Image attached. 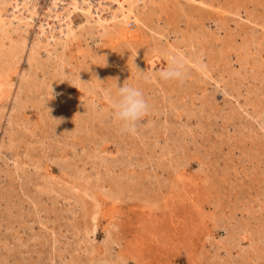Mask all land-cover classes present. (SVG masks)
Here are the masks:
<instances>
[{
    "label": "rangeland",
    "instance_id": "rangeland-1",
    "mask_svg": "<svg viewBox=\"0 0 264 264\" xmlns=\"http://www.w3.org/2000/svg\"><path fill=\"white\" fill-rule=\"evenodd\" d=\"M78 1L54 10L51 0H0V22L25 40L0 76L14 82L0 92V264H264V0H207L218 11L125 0L148 18L132 42L101 31L98 17L117 11L116 0ZM55 13L70 18L74 36L59 33ZM191 35L210 75L189 61L183 80L162 79L177 45L190 56ZM33 42L39 53L28 59ZM23 72L35 86L16 115L33 137L16 126L8 146ZM124 82L150 105L135 133L114 121L106 95ZM63 162L100 172L104 186ZM44 177L64 189H39Z\"/></svg>",
    "mask_w": 264,
    "mask_h": 264
},
{
    "label": "bare ground",
    "instance_id": "bare-ground-1",
    "mask_svg": "<svg viewBox=\"0 0 264 264\" xmlns=\"http://www.w3.org/2000/svg\"><path fill=\"white\" fill-rule=\"evenodd\" d=\"M59 1L60 0H51L50 7L55 10ZM116 1L118 2L117 11H113L112 13H110L109 18L103 19L102 16L98 17V19L100 21V26H102L101 31L104 34H108V33H112V32L119 30L120 40L124 41V42H132V41H136V40L140 39L141 34H142L141 28L143 27V25H147V23H148L147 15L145 14L144 11L134 10V7L132 6L131 3L129 4L128 7L125 8V6H124L125 0H116ZM187 1L195 2V4H196L195 6H197L199 8L214 7V9H216L217 11L221 8V5H219V4L216 5L213 1H207V0H187ZM79 2H81V1L70 0V3L73 5V8H78ZM102 2L103 1L99 0L98 6L101 5ZM16 6H18V4ZM100 10H101V8L99 7L97 10H95V12H100ZM51 18L57 19L56 22L59 26V33L66 32L65 33L66 36H68V35L74 36V31H73V28L71 26V21H70L69 17L65 18L63 15L55 13L53 16H51ZM50 22H53V20H49L46 24H49ZM130 22H133V24L131 23L132 26H129V25H131ZM10 26H11L10 22H2V21L0 22V45L3 46L4 40H8V47H9L5 51H1V48H0V68H1L0 76L3 75L2 70L6 71L9 69V67L14 65V63L16 62V60L18 58L19 53H22L24 50V47H25L24 46L25 45L24 38L19 39V40H15L12 37V30H11ZM151 30L154 33H158V34L162 35V33H160L161 31L160 32L156 31L154 29V27ZM193 38H192V35L188 36L186 41H185V44L189 45V47H192L193 49L192 50L190 49V51H189L190 56L188 57V59H186L184 61H185V63H187L189 61L190 62L194 61L195 65H199L198 67H200V68L202 67V71L208 77L210 75L209 74V70H210L209 67L211 64H208V63L204 64V62H202L201 60H195L194 59V57H197L199 55L200 48H197L195 43H193L194 42ZM222 43H223V41H222ZM38 46L39 45L36 44L35 42L32 43L30 50H29V53H28L29 54L28 59H36L37 58L36 55L39 53ZM179 47H180L179 45H177L175 47V49L178 52L177 54H180V56L181 55L183 56L182 52L178 51ZM237 50H238V48H237ZM48 51H50V50H48ZM225 52H227V51H225ZM244 57L240 58L241 67H244L247 63V58H246L247 56L245 58ZM261 62H262V60L260 61L258 58L254 59L253 64H252L253 69L254 68L258 69V67L261 66L260 64H262ZM60 64L61 63L57 62V65H60ZM29 76H30V74L25 75V72H23L21 74V77L19 79V82L17 83V86H16L14 94H13V107L11 109V113L9 116V125H10L12 131H11V134L9 136L8 146H11L14 144V141L16 138L15 132H18V130L20 132L21 137H26V136L31 137V138L33 137V129L29 127V124L26 121H24L20 118H17V115H16V110L20 106H22V104H23L21 96L22 95H29V94H26V92H25L27 87L35 86V82L32 79H30ZM13 85H14L13 78H11L9 80L1 81L0 82V92L5 91L6 86L12 87ZM48 92L49 91H47L46 94H48ZM23 99L27 100L28 96L23 97ZM72 101H73V99L65 96V99L63 100V107L66 109L71 108ZM81 106L85 107L87 109L93 108V105L91 104V102L85 101V100L81 101ZM19 125H22V128L21 129L18 128V130L16 131V126H19ZM62 166L65 168H70L76 174L77 177L85 180V184L93 181L95 183V186H97V187H99V186L103 187L104 186V184L101 182L102 176H101L100 172H98V171L87 172V171H85L84 167L78 168L75 166H71L67 162H63ZM39 189H41L43 191H55V190L62 191L64 188L59 186L56 181H53L52 179H50L48 177L47 178L44 177V179H42L40 181ZM71 193L72 192L70 191V194ZM74 194H76V193H74ZM84 233H85V238H87L89 231L85 230ZM106 235H107L106 240L111 237L109 229L107 230Z\"/></svg>",
    "mask_w": 264,
    "mask_h": 264
},
{
    "label": "clouds",
    "instance_id": "clouds-1",
    "mask_svg": "<svg viewBox=\"0 0 264 264\" xmlns=\"http://www.w3.org/2000/svg\"><path fill=\"white\" fill-rule=\"evenodd\" d=\"M186 75V63L179 54L171 56L168 66L159 73L162 79L183 80ZM106 95L109 97L111 115L114 121L122 130L135 133L137 124L150 111V105L142 90L133 83L124 82L122 86L116 83L115 88L106 90Z\"/></svg>",
    "mask_w": 264,
    "mask_h": 264
}]
</instances>
